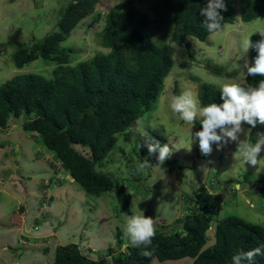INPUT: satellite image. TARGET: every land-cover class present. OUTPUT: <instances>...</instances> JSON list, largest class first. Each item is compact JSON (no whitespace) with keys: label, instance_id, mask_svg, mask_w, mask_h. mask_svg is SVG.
Here are the masks:
<instances>
[{"label":"rangeland","instance_id":"rangeland-1","mask_svg":"<svg viewBox=\"0 0 264 264\" xmlns=\"http://www.w3.org/2000/svg\"><path fill=\"white\" fill-rule=\"evenodd\" d=\"M68 1L0 0V84L17 73L51 75L53 65L43 58L19 69L12 53L18 41L30 45L55 30L59 12ZM177 1L99 0L95 14L81 19L59 47L74 49L72 63L106 52L108 49L100 44V35L105 14L114 5L132 8L143 15L155 43L172 46L173 66L156 104L135 121L128 138L124 133L116 134V143L104 160V169L124 186L128 210L117 200L116 189L101 196L84 191L54 158L46 155L40 137L24 131L20 118H12L6 131L0 130V264H52L55 246L68 243H76L89 259L106 258L110 264L112 255L125 252L131 244L122 227L128 216L144 214L154 218L155 225L171 223L189 204L187 194L197 183L205 184L214 194L219 203L217 218L235 214L246 221L264 224V169L244 165L234 142L220 151L214 145L210 156L200 155L198 142L189 150L191 128L170 108L172 98L184 90L197 95L201 82L217 86L235 82L250 87L243 67L249 51L244 55L240 42L264 29V14L241 23L237 8L245 0H233L235 23L224 24L222 31L209 34L205 40L188 36L187 41L192 44L188 51L171 40V12ZM213 66L222 67L230 76L212 74L208 68ZM243 127L246 135L241 134L240 139L249 143L255 142L257 133H264V125L258 124L256 129L247 124ZM198 130L194 125L192 131ZM143 131L161 146L168 144L173 148L163 165L158 164V154L149 155L146 147L139 148L144 143ZM141 149L143 160L135 153ZM130 154L132 160L128 159ZM260 157L264 163V151ZM140 203L147 207L148 213ZM215 223L213 220L207 231V244L214 242ZM119 239L124 242L121 246ZM46 247L48 251L44 250ZM151 264H192V258L166 261L154 258Z\"/></svg>","mask_w":264,"mask_h":264},{"label":"trees","instance_id":"trees-1","mask_svg":"<svg viewBox=\"0 0 264 264\" xmlns=\"http://www.w3.org/2000/svg\"><path fill=\"white\" fill-rule=\"evenodd\" d=\"M98 3L99 0H69L59 12L55 30L30 45L17 42L12 53L17 68L22 69L39 57L53 68L50 76L29 71L0 84V130H6L12 118H20L22 129L36 132L41 144L53 152L84 191L101 196L116 189L117 200L128 210L124 186L104 169V160L116 143V134L124 133L128 138L135 121L156 104L173 66V49L170 43H155L143 15L114 5L105 14L100 35V44L108 50L72 63L74 49L60 50V43L81 19L95 14ZM207 3L208 0L177 1L171 12L173 42L191 51L188 36L206 39L210 33L203 26L200 10ZM224 3L227 11L221 12V25L233 22L236 12L233 0ZM237 9L240 19L250 22L264 14V0H245ZM260 39L258 33L251 35L253 42ZM256 55L254 49L249 50V65ZM210 70L215 75H229L220 66ZM245 80L248 86L255 87L264 77L245 74ZM221 87L199 83L197 95L202 106L222 103ZM200 123V119L195 121L201 130ZM135 153L143 160L142 149ZM128 159L132 160L133 154ZM197 184L187 194L189 204L180 216L171 223L155 225L156 235L149 248L129 244L125 252L110 257V264H150L154 258L166 261L186 256L192 258V264H232V257L238 252L264 249V224L235 214L217 218L219 203L214 194L205 184ZM140 206L148 213L143 203ZM213 220L214 242L207 244V231ZM123 244L119 239L118 245ZM44 250L48 251V247ZM145 251L151 254L145 256ZM81 252L76 243L58 244L52 264H109L106 258L91 260ZM253 264H264V255L256 256Z\"/></svg>","mask_w":264,"mask_h":264},{"label":"clouds","instance_id":"clouds-1","mask_svg":"<svg viewBox=\"0 0 264 264\" xmlns=\"http://www.w3.org/2000/svg\"><path fill=\"white\" fill-rule=\"evenodd\" d=\"M222 11H227L224 0H208L207 6L200 10V15L204 17L203 26L212 35L222 31V26L226 24L221 25L223 20ZM235 21L236 18L231 24ZM239 21L248 23L241 20L240 16ZM254 33H258L261 39L253 42L249 36L242 38L240 42V48L244 55L250 49H254L257 53L254 62L249 65L245 61L243 67L247 70L246 76L264 77V29ZM211 68H208V70ZM220 100L222 103L212 102L202 106L199 97L191 90H184L181 94L172 98L171 111L178 114L179 119L191 128L189 150H191L193 143L198 142L200 153L204 156H210L214 150V145L215 149L220 151L228 143L234 142L237 144L236 152L239 153L244 165L264 169V163L261 162L260 157L261 152L264 151V133H257V139L254 143L240 139L241 134L246 135L243 125L247 124L251 126V129L256 128L258 124L264 125V80H260L257 86L248 88L235 82L225 83L220 89ZM198 118L201 121V130L193 132L192 129ZM142 137L144 143L143 145L140 144L139 148L141 146L146 147L149 155L158 154L156 155L158 164L163 165L172 154L173 148H170L168 144L161 146L159 141L148 135L147 131L142 132ZM43 148L47 151L45 152L46 155L54 158L55 162L62 167L60 160L53 152L44 146ZM66 175L69 174L66 172ZM50 184L51 182H49ZM122 227L128 242L133 246H143L147 249L152 245L153 238L156 235L154 218L144 214H133L127 217L126 223ZM143 254L149 256L151 253L145 251ZM262 255H264V249L260 247L241 251L232 257V264H253L254 258Z\"/></svg>","mask_w":264,"mask_h":264}]
</instances>
